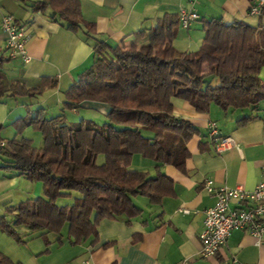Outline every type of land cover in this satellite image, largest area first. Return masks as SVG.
I'll return each instance as SVG.
<instances>
[{"label": "trees", "instance_id": "obj_1", "mask_svg": "<svg viewBox=\"0 0 264 264\" xmlns=\"http://www.w3.org/2000/svg\"><path fill=\"white\" fill-rule=\"evenodd\" d=\"M250 1L252 5L257 2ZM32 7L42 13L49 11L53 21L81 32L93 44V59L64 92L62 113L47 117L42 109L33 115L30 112L16 122V138L1 146L0 136V168L43 183L42 196L9 207L13 217L4 216L0 221L19 242L17 227L60 234L68 223L69 242L80 244L97 236L104 218L125 217L132 224L144 211L135 202L137 197L161 204L164 197L173 195L174 180L162 167L173 165L186 171L188 142L198 131L191 121L175 113L174 97L185 99L202 113L210 111L212 104L223 110H257L264 100L261 25L241 19H204L201 46L182 51L173 43L180 16L166 14L155 26L142 27L113 46L100 37L94 23L83 18L80 0H38ZM7 60L0 50V69ZM48 86L46 82L37 88L7 85L0 76V97H34ZM86 100L110 106L105 122L67 120V109H77ZM30 125L42 133L40 147L23 136ZM3 127L0 124V132ZM136 153L155 160L154 171L130 169ZM74 192L80 197L72 205L57 204L58 198L71 197ZM0 264L22 263L0 254Z\"/></svg>", "mask_w": 264, "mask_h": 264}, {"label": "crops", "instance_id": "obj_2", "mask_svg": "<svg viewBox=\"0 0 264 264\" xmlns=\"http://www.w3.org/2000/svg\"><path fill=\"white\" fill-rule=\"evenodd\" d=\"M35 1L38 0H0V50L8 57L0 76L7 85L21 83L27 88H37L44 82L50 84L34 97H0V124L4 125L0 136L4 142L17 137L16 122L30 112L33 115L42 109L47 117L62 113L64 92L93 59V44L81 32L53 21L49 11H34ZM80 5L83 18L94 23L100 37L113 46L142 27L155 26L166 14H180L182 9L195 10L200 15L188 29L179 25L173 43L182 51H194L201 46L204 19L222 17L226 22L241 19L264 27V14H251L250 0H80ZM6 14L24 24L30 33L29 63L7 54V34L1 28ZM260 76L264 80V66ZM172 102L175 113L198 128L188 142L186 171L173 165L162 167L174 180L173 195L164 197L161 204H138L143 214L130 225L125 217L102 219L97 236L76 245L68 240V223L60 234L17 227L22 242L0 226V254L22 264H264V236L259 239L247 230H233L226 246L209 257L202 256L200 240L206 209L215 203L214 195L206 189L207 180H213L216 187L242 185L252 190L264 178V100L257 110L249 107L223 110L212 104L210 111L204 113L185 99L174 97ZM81 109L90 117L98 113L107 120L110 106L86 100L72 111L80 114ZM247 116L252 118L241 124L239 119ZM66 117L75 122L67 113ZM211 122L217 123L221 135L234 138V147L223 152L216 150L209 136ZM23 136L31 139L35 147L43 143L42 133L31 125L23 130ZM157 164L136 153L130 169L152 172ZM42 195L41 181H31L18 171L0 168V209L5 207L8 213L1 214V220L4 216L13 217L9 207ZM75 197L80 194L60 197L57 204L72 205ZM185 209L189 212H184Z\"/></svg>", "mask_w": 264, "mask_h": 264}, {"label": "built area", "instance_id": "obj_3", "mask_svg": "<svg viewBox=\"0 0 264 264\" xmlns=\"http://www.w3.org/2000/svg\"><path fill=\"white\" fill-rule=\"evenodd\" d=\"M264 0H257L250 8L251 14L262 15ZM180 25L188 29L200 18L195 10L182 9ZM1 28L7 34L6 51L10 58H19L29 63L32 56L28 50L30 33L27 27L17 21L11 14L3 16ZM209 136L218 152L235 146L231 136H223L216 122L209 124ZM6 142H2L1 146ZM264 174V168H263ZM206 189L215 197V203L206 209L204 228L200 234L202 242L201 254L209 257L224 248L233 230H247L259 239L264 236V178L257 186L249 190L242 185L235 187L214 185L209 179ZM189 212L188 209L183 210Z\"/></svg>", "mask_w": 264, "mask_h": 264}, {"label": "rangeland", "instance_id": "obj_4", "mask_svg": "<svg viewBox=\"0 0 264 264\" xmlns=\"http://www.w3.org/2000/svg\"><path fill=\"white\" fill-rule=\"evenodd\" d=\"M85 112H87V111L81 109L80 114H78V113H73L72 109H67L66 113H67L68 118L73 120V121H75V122L79 121L81 118H88V117L93 119V120H95V121H97L98 123H103V122L106 121V119L103 118V116L98 114V113H93V116L90 117V116L86 115ZM104 159H105L104 156H101L100 157V162H103ZM135 202L142 206L144 204H147L148 200L145 197H138V199H136ZM1 214L8 215V213H6L5 207H2L0 209V220H1Z\"/></svg>", "mask_w": 264, "mask_h": 264}, {"label": "water", "instance_id": "obj_5", "mask_svg": "<svg viewBox=\"0 0 264 264\" xmlns=\"http://www.w3.org/2000/svg\"><path fill=\"white\" fill-rule=\"evenodd\" d=\"M234 264H238V263L235 262Z\"/></svg>", "mask_w": 264, "mask_h": 264}]
</instances>
